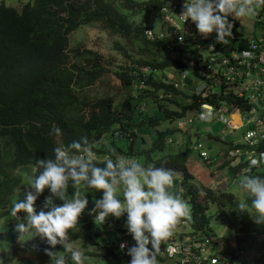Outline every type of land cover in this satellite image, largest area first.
Here are the masks:
<instances>
[{
    "label": "trees",
    "instance_id": "obj_1",
    "mask_svg": "<svg viewBox=\"0 0 264 264\" xmlns=\"http://www.w3.org/2000/svg\"><path fill=\"white\" fill-rule=\"evenodd\" d=\"M124 2L129 6L145 4L157 9L166 0ZM260 13L256 11L255 17ZM93 22L101 23L103 29L109 33L125 39H130L132 34L133 39L136 38L141 43L168 51L159 56L158 53L153 54L155 57L149 61L136 59L133 65H119L115 75L125 85L127 94L117 101L109 92L92 96L86 89L102 78L108 70L106 63L112 64L115 56L109 55V59L104 60L103 54L92 47L80 44L69 46L70 33L80 25ZM144 27L142 24L132 23L127 13L112 0H27L20 8L0 2V216L8 212L12 197L16 201L24 198L28 190L27 184L34 177V170L38 168L39 159L51 157L57 146H67L86 136L94 144L93 151L96 155L103 158H96L98 166H103V161L112 156L113 151H120L128 158H131L129 155L132 153H142L149 164L157 167L166 161L165 167L171 168L174 174L180 172L179 176L174 175V191L189 203L191 218L188 222L193 230L213 234L209 220L210 216L215 215L221 223L232 228L234 238L239 242L257 232L264 233V225H257L247 214H238L235 211L239 198L232 190L219 187L213 191L210 186L200 188L189 179L191 172L187 167L186 150H168L154 158L151 155L153 148L163 149L165 142L171 143L166 138L169 136L167 131L172 129L157 128L159 119H172L185 114L187 110H195L208 97L191 93L189 102H180V110L168 109L163 105V99L177 101V97L171 92L175 89L172 84L155 77L154 70L170 65L176 68L185 67L171 55L172 51L181 50V47L166 36L147 39L143 33ZM113 48L128 56L127 49L120 41L115 40ZM139 50L144 52V49ZM142 65L149 67L145 74H142ZM192 67L198 66L195 64ZM133 69L137 70L139 79L142 78L148 83L146 92L155 93L160 87L166 86L161 91L163 98L151 97L156 101L158 109L164 107L162 115H140L143 110L139 103L146 97L131 93ZM53 125L61 129L60 136L49 135ZM137 127H144L147 131L149 128L154 129V137L149 146H136V137L140 133ZM183 134L181 142L189 143L191 138L185 131ZM226 163L227 160H224L221 165L225 167ZM228 166L231 174L237 176L242 163ZM26 167L32 169L31 178L27 176ZM251 174L264 176V168H254ZM26 177L30 180H26ZM73 191L70 187L68 195L71 196ZM83 192L89 203L80 216L79 223L70 230L69 241L81 235L78 227L93 229L95 233L105 228L109 234L103 236L100 244L96 240L92 242L98 243L100 254H110L112 247L108 245L106 238L113 232L112 229L106 223L97 226L93 215L89 214L95 206V200L102 198L103 194L91 189H83ZM51 195L50 189H45L37 197L35 204L39 210H46L43 205L45 199ZM244 199L247 201L246 194ZM53 200L56 204L63 203L56 197ZM211 205H214L213 212L209 211ZM19 216L23 221L26 214L21 212ZM126 219L125 214L119 219L115 218V223L123 224ZM16 237L17 233L13 231L10 241L14 244V249L22 247L15 244ZM34 238V256L37 264H41L50 258L44 252L48 245L39 237ZM223 240L226 245L228 239L223 237ZM54 251L65 255L67 264H72L70 254L64 252L63 246L57 245ZM116 256L126 264L122 257ZM12 258L13 256L2 257L3 264H7Z\"/></svg>",
    "mask_w": 264,
    "mask_h": 264
},
{
    "label": "clouds",
    "instance_id": "obj_2",
    "mask_svg": "<svg viewBox=\"0 0 264 264\" xmlns=\"http://www.w3.org/2000/svg\"><path fill=\"white\" fill-rule=\"evenodd\" d=\"M262 6L264 0H184L179 16L184 23L191 20L204 39L216 33V42L228 45L234 27L229 17L240 21ZM160 26L161 23L152 27ZM183 38L181 35L180 40ZM49 135L60 136L61 129L53 125ZM93 148L94 144L84 136L67 146L55 147L51 157L37 161L38 168L27 184L24 198L14 201L10 210L12 219L18 221L14 228L18 242L23 246L29 240L24 237H39L48 245L44 252L50 257V264H67L65 255L54 251L57 245L70 254L72 264H86L84 253L70 243L69 232L79 223L89 203L83 189H91L103 194L95 200L89 213L97 226L103 225L110 216L119 219L126 214L125 227L135 244L129 248L122 242L120 250L127 249L131 257L129 264H158L162 251L174 257L177 248L170 241L180 222L191 216L182 196L173 191V170L164 166L166 161L159 167L144 166L114 151L103 161V166H98ZM262 163L264 153L248 162L249 172L242 174L238 181L247 201L239 199L235 207L238 214H247L257 225H264V176L252 175L251 169ZM70 187L74 190L71 196L68 195ZM45 189H50L52 195L45 199L43 209L46 210L37 212V197ZM53 197L63 203H54ZM21 212L26 214L23 221ZM162 245L166 246L163 250Z\"/></svg>",
    "mask_w": 264,
    "mask_h": 264
},
{
    "label": "built area",
    "instance_id": "obj_3",
    "mask_svg": "<svg viewBox=\"0 0 264 264\" xmlns=\"http://www.w3.org/2000/svg\"><path fill=\"white\" fill-rule=\"evenodd\" d=\"M183 3L184 0H167L158 9L161 26L159 28L145 26L143 29L147 39L153 40L166 36L181 47V50H174L171 53L173 59H178L185 65L178 68L179 80L161 79L172 84L173 89H180L188 76L186 70H191L193 77L200 80L191 93L208 97L195 108L193 117L187 114L176 117V126L187 133L191 138L190 147L206 163L219 164L228 157L233 161L232 164L226 163L227 167L242 163L239 172H249L248 162L253 158H259L260 154L264 153V30L261 37L256 36L255 33L252 35L233 31V37L228 45L217 43L216 33L204 39L198 34L191 20L184 23L180 18ZM163 9L166 11L163 12ZM255 19L258 22L264 21V13L261 12ZM177 28L183 32L178 31ZM181 35L184 37L183 41L180 40ZM205 52L208 53V57H205ZM195 64L197 68L192 67ZM140 68L142 74L149 71L147 65H142ZM132 73L134 74L133 94L148 97V94H151L145 90L149 88L148 83L137 77V70L133 69ZM163 89H166V86L157 89L155 96L163 98L161 92ZM139 106L145 110L146 100L142 99ZM194 118L221 120L229 128L221 129L224 134L232 129L244 127L242 139L231 140L229 141L232 144L231 148L221 149L214 155H210L204 142L197 138L193 140L199 133L198 129H184L185 123L192 122ZM205 130L211 137L220 136L214 135L209 127H205ZM166 140L176 144L182 143L181 138L172 136H167ZM191 140H193L192 143ZM96 158L103 159L97 155ZM259 167L264 168V163ZM180 190L183 189L180 188ZM125 222L116 225L115 217H108L105 223L113 232L106 240L112 247V252L129 264L131 257L127 255V249L123 252L120 250V244L126 242L130 248L135 241L128 233ZM228 240L224 245L223 238L220 239L213 234L193 229L188 233L175 231L170 242L177 248L176 255L170 258L166 252L162 251L158 259H168L175 264H264L263 232L243 238L241 242L235 238V245ZM250 243L252 245L248 246L247 244ZM165 247L162 245V250Z\"/></svg>",
    "mask_w": 264,
    "mask_h": 264
},
{
    "label": "rangeland",
    "instance_id": "obj_4",
    "mask_svg": "<svg viewBox=\"0 0 264 264\" xmlns=\"http://www.w3.org/2000/svg\"><path fill=\"white\" fill-rule=\"evenodd\" d=\"M3 1L6 4L14 5L18 8L22 5L23 2L27 0H0V2ZM114 4L117 7H120L123 11L127 13V16L129 20L134 24H142L143 26H154L158 27L160 25L159 23V15L157 12V9L152 6H147L145 4H139L137 6H129L127 5L124 0H112ZM172 1V0H170ZM257 11L264 13V6L259 8ZM256 12L253 13L250 17L242 18L240 21L235 20L232 17H229L230 20L233 21L234 27L233 31L235 33L245 32L246 34H252L255 33L256 36L261 37L262 36V30H264V21L257 22L255 19ZM256 26V29H255ZM256 30V31H255ZM237 35V34H236ZM246 37V35H243ZM120 41L124 47L127 49L128 56L121 51L113 48L114 41ZM77 44L85 45L92 47L99 52L103 54L104 60L109 59V55L115 56V59L112 61V64H107L108 70L104 73L102 78L97 81L94 85H91L87 87V91L92 96H99L103 93L109 92L114 96L115 101L120 100L127 94V89H125V85L119 80V78L115 75V70L118 69V66H124L125 65H133V61L136 59L139 60H146L149 61L150 59H153L155 55H163V53H168L166 50H160L152 47L151 45L146 43H141L140 40L134 38L131 34L130 39H125L117 34L109 33L106 29H103V26L101 23H90L85 25H80L78 28H76L74 31H72L69 35V46L73 47ZM139 49H144V52H142ZM145 49H147L145 51ZM205 57H208V53L205 52ZM188 76L184 80V86L180 87V89L172 90V94L177 97V101H174L172 99H163L164 106H166L168 109H181L180 102L187 103L191 99V91L195 89L196 85L200 83L199 78H194L193 71L186 70ZM155 77L160 78H167L171 81L173 80H179V69L176 68L174 65L165 66L159 69L154 70ZM217 88V87H216ZM134 89L132 87L131 93H133ZM149 96L145 98L146 107L145 110L140 113V115L144 114H159L162 115L164 112L163 109H158L156 101L152 100L151 97L155 96V93L148 94ZM179 101V102H178ZM138 114V112H137ZM188 116H194V110H187L185 112ZM138 116V115H136ZM157 128L160 129H167L170 128L172 131H167V135L172 136L174 138H183V131L179 129L176 126V118H160L159 122L156 125ZM205 127H209L212 129V133L214 135L219 134V137H211L209 134H207V131L205 130ZM229 129L225 123H223L221 120H217L215 118L210 120H201L194 118L192 122L185 123L184 129H198L199 133L196 135V137L193 138V140L199 139L200 141L204 142L206 144V147L210 153V155H214L217 151L221 149H228L231 148L232 144L229 142L231 140H241L244 127H239L236 129L230 130L229 133H222L221 129ZM150 130L147 131L144 127L139 129L137 127L138 133L136 137V146H139L140 144H143V146H149L152 143L153 137H154V129L149 128ZM143 135V136H141ZM106 140V139H105ZM191 140V143L193 142ZM119 141V140H118ZM107 142V140L105 141ZM121 142V141H119ZM123 144V142H122ZM166 146L163 149L159 148H153L151 155L154 157H159L168 150H186L187 151V167L188 170L191 172V178H189L194 183L198 184L200 188H204V186H210L215 188H227L229 190H232L236 196L239 199H244V193H242L238 187V181L241 173H238V175H232L229 167L227 165L223 167L221 165V161H219L216 164L213 163H206L205 160L200 157L197 153L194 152V150L190 147L189 143H181L176 144L174 142L167 143L165 142ZM140 147V146H139ZM142 147V145H141ZM117 153L121 156L126 157L122 152L117 151ZM143 154H136L132 153V155H129L131 159H135L138 162H140L144 166L151 165L149 164L142 156ZM227 158V163H231L233 159ZM27 168V167H26ZM27 170V176L31 178L32 169L29 167ZM180 172L175 173V176H179ZM28 177H26V180H30ZM25 180V181H26ZM24 184V183H23ZM23 184H20V187H23ZM179 184V183H178ZM177 184V185H178ZM198 186V187H199ZM175 186H173V191ZM180 187V185L178 186ZM175 192V191H174ZM119 195V193H118ZM183 198V197H182ZM183 200L187 203L189 207V203L185 198ZM16 201L15 197H12L11 202L8 206V212L5 215L0 216V250H3L4 248H7L5 251H0V264H3L2 257L5 256H13V258L7 262V264H37L35 256H34V249H35V238L26 236L24 239H29L26 242H24L23 246L14 249V244L10 241V235L14 231L15 225L18 221L12 219L10 215V210L13 205V202ZM35 207H39L37 204H35ZM190 209V208H189ZM214 210V205L210 206L209 211ZM209 226L210 231L213 233L214 236L223 238L226 237L229 239L228 241H231L234 245L236 244V240L234 238V231L229 226L221 223L215 215L210 216L209 220ZM105 227V226H104ZM78 230L81 232V235L76 238L73 241H70L73 248L79 249L81 252L84 253L86 257V263L89 264H123L113 252L107 255H102L99 253L101 248H97L98 243L92 242L93 240H96L100 244V240L103 238V236L108 235L109 231L105 228H102L99 233H95L93 229H85L82 227H78ZM192 230V227L190 223L187 220H182L180 224L175 229L176 232H184L188 233ZM86 234V235H83ZM15 244L17 246L21 245L20 242H18V234L16 237ZM107 247V246H106ZM41 264H50V258H47L43 261ZM158 264H175L173 261L168 259H158Z\"/></svg>",
    "mask_w": 264,
    "mask_h": 264
},
{
    "label": "bare ground",
    "instance_id": "obj_5",
    "mask_svg": "<svg viewBox=\"0 0 264 264\" xmlns=\"http://www.w3.org/2000/svg\"><path fill=\"white\" fill-rule=\"evenodd\" d=\"M233 116H235V115H233ZM236 117V116H235Z\"/></svg>",
    "mask_w": 264,
    "mask_h": 264
}]
</instances>
